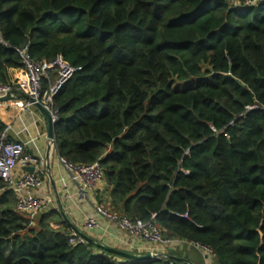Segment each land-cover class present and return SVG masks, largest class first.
<instances>
[{
    "label": "trees",
    "instance_id": "obj_1",
    "mask_svg": "<svg viewBox=\"0 0 264 264\" xmlns=\"http://www.w3.org/2000/svg\"><path fill=\"white\" fill-rule=\"evenodd\" d=\"M26 45L75 70L53 95L55 142L71 163H101L110 212L155 215L165 239L216 264H264V0H0L1 84L16 85ZM16 204L0 177V264L175 262L73 246L61 213L34 223Z\"/></svg>",
    "mask_w": 264,
    "mask_h": 264
},
{
    "label": "crops",
    "instance_id": "obj_2",
    "mask_svg": "<svg viewBox=\"0 0 264 264\" xmlns=\"http://www.w3.org/2000/svg\"><path fill=\"white\" fill-rule=\"evenodd\" d=\"M19 100L24 99L15 97L14 101L0 103V120L6 126L3 133L6 132L11 141H20L25 144L23 159L34 157L42 160L38 165H28L27 162L26 164L20 163L16 170L17 175H22L28 172L29 166H35V173L43 174L45 177L43 188L33 192L38 197L50 201L51 204L38 215L35 222L41 215L54 210L61 213L67 222L64 217L66 216L80 233L94 242L92 244L98 250H102L100 246H105L139 256L149 255L155 249V245L141 238L130 236L118 223L99 217L98 226L92 229L88 228V221L97 216L96 209L99 206L106 208L110 202V190H106V182L103 180L98 188L89 192L87 197L80 198L78 186L60 163L55 140L52 142L48 139L49 125L44 115L34 105L23 109L17 107L16 102ZM99 197L107 202L99 204ZM69 222H67L69 229L75 232ZM53 227L55 229L62 228L58 224H54ZM166 252L169 259L177 262L216 264L213 255L206 252L201 253L190 245H183L179 241H175L174 245H171Z\"/></svg>",
    "mask_w": 264,
    "mask_h": 264
},
{
    "label": "built area",
    "instance_id": "obj_3",
    "mask_svg": "<svg viewBox=\"0 0 264 264\" xmlns=\"http://www.w3.org/2000/svg\"><path fill=\"white\" fill-rule=\"evenodd\" d=\"M23 62V69L15 77L16 85L0 84V98L10 94L14 98L27 96L33 99L34 103H41L49 111L54 120L57 121V115L52 108L53 95L58 89L59 84L66 82L74 73V69L66 64L61 57L51 64H38L32 59L29 46L15 49ZM59 67V79L57 84L49 91H44L43 80L48 77V71ZM34 105L24 100L16 102V106L23 109ZM25 144L20 141H11L6 132L0 135V177L6 183L7 188L14 191L17 204L16 210L21 214H26L35 223V219L43 212L51 202L38 197L34 190H40L44 186V180L37 174L25 173L17 175L16 170L20 163L28 165H38L42 160L34 157L23 159ZM60 163L70 173L72 181L79 188V197L85 198L90 191L95 190L104 180V170L100 162L90 165L74 164L60 157ZM96 217L88 221V228L92 229L98 226L99 217L118 223L130 236L141 238L142 240L155 245V249L149 254L152 256L150 261L156 259H169L167 249L174 245V240L165 239L162 231L154 224L155 215L152 221L145 223L141 220L130 221L116 213H112L104 206L96 209ZM69 242L73 246L85 245L88 241L76 232L70 236ZM183 245H190L201 253L213 254L212 251L200 244L179 241ZM164 251V252H161ZM170 264H189L187 262H171Z\"/></svg>",
    "mask_w": 264,
    "mask_h": 264
},
{
    "label": "water",
    "instance_id": "obj_4",
    "mask_svg": "<svg viewBox=\"0 0 264 264\" xmlns=\"http://www.w3.org/2000/svg\"><path fill=\"white\" fill-rule=\"evenodd\" d=\"M62 85L59 84L58 85V88ZM22 99L26 100L27 102H30L32 104H34V106L44 115L45 119L47 120L48 122V125H49V129H48V139L50 141H54L55 140V134H54V126H55V123L56 121L54 120L52 114L47 111L44 106L41 104V103H34L33 99H31L30 97H27V96H20ZM19 97V98H20ZM14 97L10 94L6 95L5 97H1L0 98V103L2 102H11V101H14ZM27 171L28 173L30 174H34L35 171H36V167L35 166H29L27 168ZM68 221L67 217L64 216ZM70 225H72L70 222H69ZM73 227V230L78 233L79 235H81L82 237H84L88 243H94L93 241H91L90 238H88L86 235L80 233V231H78V229L76 227ZM100 248L108 253H111L117 257H120L122 259H126L128 261H131V262H148L152 259V256L151 255H146V256H139V255H135V254H132L130 252H125V251H122V250H119V249H116V248H112V247H105V246H100Z\"/></svg>",
    "mask_w": 264,
    "mask_h": 264
},
{
    "label": "rangeland",
    "instance_id": "obj_5",
    "mask_svg": "<svg viewBox=\"0 0 264 264\" xmlns=\"http://www.w3.org/2000/svg\"><path fill=\"white\" fill-rule=\"evenodd\" d=\"M20 73V70L13 74V77H16ZM1 84V83H0ZM2 85H9V84H2Z\"/></svg>",
    "mask_w": 264,
    "mask_h": 264
}]
</instances>
